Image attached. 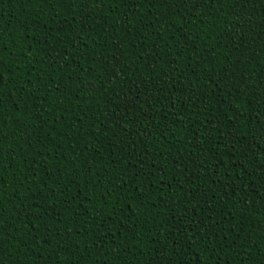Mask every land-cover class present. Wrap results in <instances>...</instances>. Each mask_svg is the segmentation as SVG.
<instances>
[{
	"label": "trees",
	"instance_id": "obj_1",
	"mask_svg": "<svg viewBox=\"0 0 264 264\" xmlns=\"http://www.w3.org/2000/svg\"><path fill=\"white\" fill-rule=\"evenodd\" d=\"M0 264H264V0H0Z\"/></svg>",
	"mask_w": 264,
	"mask_h": 264
}]
</instances>
